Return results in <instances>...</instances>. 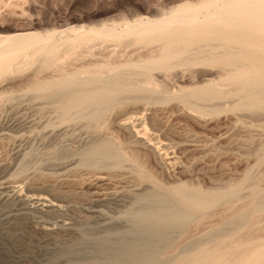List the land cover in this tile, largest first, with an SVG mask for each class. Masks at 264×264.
Here are the masks:
<instances>
[{
    "label": "rangeland",
    "instance_id": "374dc122",
    "mask_svg": "<svg viewBox=\"0 0 264 264\" xmlns=\"http://www.w3.org/2000/svg\"><path fill=\"white\" fill-rule=\"evenodd\" d=\"M183 1L201 0H0L1 42L18 28L40 35H68L12 54L7 70L0 72V191L8 184L64 203L58 210L42 213L31 208L21 215L23 223L16 227L20 241L12 248L16 264H122L97 252V239H116L121 231L120 235H132L139 228L140 212L150 202L159 208L163 194L174 204L171 210L179 209V197L173 192L177 187L217 199L193 210L183 227L168 228L169 238L166 234V245L156 250L153 264H197L200 253L216 250L243 256L264 243V106L252 107L247 98V92L259 91L260 84L245 83L239 74L235 77V67L225 66L224 71L220 64L197 60L207 54L222 55L221 46L212 49L217 42L213 40L206 41L209 45L203 42L205 46L199 43L202 47L191 42L190 51L185 52L190 60L185 59L184 66L166 70L156 66L149 72L144 68V74L141 61H147L149 53H159L156 43L150 44V52L149 45L128 43L131 37H93L75 50L71 47V39L82 28L90 32L105 24L123 27L140 17L156 19ZM49 46L55 48L51 58L46 54ZM97 69L102 81L95 79L87 87L108 85L117 78L121 88L113 98L69 106L72 98L64 89L52 92L38 85L66 76L76 80L80 74L84 76L75 82L83 84L87 76H98ZM230 69L234 78L228 73L231 79H227ZM118 70L122 72L115 75ZM146 74L157 82L147 85ZM104 147L106 157L100 152ZM0 203L3 209L12 205L11 200ZM48 221L51 228L42 227ZM78 245L83 254H70Z\"/></svg>",
    "mask_w": 264,
    "mask_h": 264
},
{
    "label": "bare ground",
    "instance_id": "6f19581e",
    "mask_svg": "<svg viewBox=\"0 0 264 264\" xmlns=\"http://www.w3.org/2000/svg\"><path fill=\"white\" fill-rule=\"evenodd\" d=\"M117 24H118V26L111 25V24L110 25L105 24V26L102 25L103 27L100 29H96V28H92V30L90 29L91 30V31L89 30L90 32H86L82 28L83 31L81 30V32H78V33L76 31L75 37L73 36L74 38L71 39V47L75 50V48L79 47V45L82 44L83 41H85L88 38H93V37L98 38V39L99 38H103V39L104 38H113L116 40H121V39H124L125 37L126 38L131 37L133 40L129 39L128 43H131L133 41V43L135 42V45H136V44H138L136 42L139 41L142 44L144 43L146 46L149 45L150 49H151V46H153V44L155 45V43H156L159 45L157 47L160 49L159 53H158V51L154 53V54L158 53L157 55L149 53L152 56L149 57L148 54H147V56L146 55L141 56L142 58L143 57H145V58L149 57V58H147V61L145 59H143V62L144 61L145 62L143 63L141 61V64H140L143 67V69L145 68V69H147V72H149L148 70H150L151 68L157 70L156 66H157L158 70L159 69L160 70H163V69L166 70L170 66L173 68H176V64H178V65L183 64L185 59L190 60V57L186 56L185 52H187V50H188V52L190 51L189 46H190L191 42H194V44L195 43L199 44L201 42L206 43V41H209V42L210 41L212 42V40H213V42L217 41L214 43L216 46L214 44H213L214 46L212 45V49H216L217 47L221 46L222 48H224L223 53H221L222 55L219 56L218 53H216V54H218V56H215V54H210V55L207 54L208 56H205V57L201 56L202 58L198 55L200 59H197V57H196V59L203 61V62H207V65H208V63L209 64H215V66H216V64H218V65L220 64V67L224 66V71L226 69L225 66L226 67L227 66L228 67H231V66L235 67L238 69V70L236 69L237 73L233 74L235 77L239 74L238 77H240V79L245 80L244 81L245 83L247 80H251V81H255L256 83H259L260 84V86H259L260 90L257 92L256 91L255 92H253V91L247 92L246 91L247 92V98L250 100L249 105L252 107L264 106V0H201L198 3H191L190 1H183L179 4H176L169 12L165 13V16H163V17H159L156 19L155 18L150 19V18H146V17L145 18L140 17V19H138V20L135 19L134 22H126L124 24L122 23L124 25L123 27H119V25H121V24H119V23H117ZM60 32L61 31H59V33ZM64 34L61 35V33H60L59 36L63 37ZM56 35H57L56 33L55 34H49V35H47V34H45V35L41 34L40 35L39 32L34 33L30 29H19V28L14 29L12 34L10 32L9 36L3 38V40H4V41L2 40L3 43L0 41V43H1V45H0V72L4 71L5 69L7 70L8 65H9L8 60L12 54L22 53V52L26 51L28 48L35 46L38 42L43 41V40H49V42H52L50 40L51 39L54 40V37ZM71 35H73V32L71 33ZM59 36H57L55 38L59 39ZM65 37H68V35L65 34ZM113 39H111V40H113ZM107 40H109V39H106V41ZM135 40H137V41H135ZM86 42L88 43L87 40L85 41V43ZM102 42H104V41L102 40ZM111 42H113V41H111ZM124 42H125V40H124ZM125 43H127V42H125ZM205 43H203L204 46H205ZM216 43H218L219 45L217 46ZM150 44H151V46H150ZM206 44L209 45V43H206ZM199 45L202 47V44H199ZM54 47H55V45H54ZM192 47L195 48V46H192ZM53 50H55V48L53 49V46L52 47L49 46L48 50L46 49L47 57H48V55H50L53 52ZM69 50H70V48H69ZM144 50H146V49H144ZM151 50L152 51H150V52H153V49H151ZM212 51L213 50H211V52ZM219 51L221 52V49ZM209 52H210V50H209ZM197 53H194V54H196V56H197ZM66 54H67V52H66ZM194 54H192L193 57H195ZM44 55H45V52H44ZM52 55L53 54H51V56L49 58H51ZM200 55H202V54H200ZM203 55H204V53H203ZM26 57H28V56H26ZM53 59H54V57H53ZM74 59H76V58H74ZM140 60H141V58H140ZM140 60L138 59V61H139L138 63H140ZM109 61L110 60H108V62ZM132 61H133V59H132ZM132 61L130 60L131 63H133L135 60L133 62ZM130 62H127V63H130ZM121 63H124V62L121 61ZM135 63H137V62L135 61ZM118 64H119V62H118ZM196 64H197V62H196ZM106 65H108V64L105 63V66ZM122 65L123 64H121L120 67H122ZM126 65H124V66H126ZM129 65L130 64H128V66ZM138 65H137V67L139 69H141L142 67H139L140 65L139 66ZM173 65H175V66H173ZM124 66H123V68H124ZM133 66H134V63H133ZM183 66H184V64H183ZM10 67L11 66H9V68ZM102 67H104V65H102ZM114 67H116V66L114 65ZM160 67H162V68H160ZM105 68H108V66ZM111 68H112V65H111ZM118 69H119V67H118ZM143 69H141V70L143 71ZM145 69H144V71H145ZM83 70H85V69H83ZM99 71L101 72V70H99ZM99 71H98V69H97V71L94 70V72H96V74ZM119 71L120 70L116 71L115 75ZM142 71L139 70V72H141V73H142ZM152 71H154V70H152ZM120 72H122V71H120ZM123 72L125 73L126 71H123ZM144 73H146V71L143 72L142 74H144ZM228 73H230V75H232L231 69L229 72L227 71V74ZM235 74H237V75H235ZM80 75H79V77H76V80L74 79L75 78L74 76H72L73 78H71V76L70 77L66 76L67 78H64V79H55V80L53 79V81H50V82L49 81L48 82L43 81V83H40L38 85H39L41 90L44 89L46 91L47 90L52 91V90H57V89H64V91H66L65 94H67L69 97L72 98V100L69 99L70 101L67 102V104L69 106L71 104H75V103L80 104V105H89V104H91V102L93 103V101L97 100L98 98H103V97L109 98L111 95L116 93L121 88L120 83L117 82V78L115 79V77H114L115 82L110 81L111 82L110 84L104 85V86L103 85L97 86L95 84L96 88L93 87L94 89L93 88L91 89V87H89L90 88L89 89L87 86H91L92 84H94L95 79L99 80V78H100L99 75L97 74L98 75L97 77L92 78V75L90 77V75L87 73V75H89L90 78L85 74V76H87L88 78L84 77L85 78V80L83 79L84 81H81V79H79L83 84H81L79 82L80 84L78 85V82L76 84L75 81H77L78 78L83 77L84 74H80ZM230 75L229 74L226 75V78L229 76V79H231ZM233 75H232V78H234ZM94 76H95V73H94ZM119 76L121 78H123L122 75H119ZM119 76H118V78H119ZM109 77H110V74H109ZM143 77H144V75H143ZM121 78H119V79H121ZM140 78H142V77H140ZM147 78L150 79L148 81H145V82H148L147 85H150V83H152L153 80H155V78H153V79L151 78V75H149ZM101 79L102 78H100V80ZM107 79H110V78L107 77ZM111 80L114 81L113 79H111ZM142 80H144V79H142ZM151 80H152V82H151ZM92 81H94V82L92 83ZM149 81H150V83H149ZM106 82H107V80H106ZM156 82H155V85L158 84ZM86 83H92V84L87 85ZM248 83H249V81H248ZM84 84H86V87ZM211 84L213 85V83H211ZM249 84H251V83H249ZM243 85L245 86V84H243ZM148 87L150 88V86H148ZM214 88H216V87L214 86ZM150 89H152V88H150ZM197 91H199V90H197ZM200 91H202V90H200ZM58 92H60V91H58ZM60 99H61V97H60ZM66 100H67V98H66ZM108 101H109V99H108ZM88 108H90V107L87 106V109ZM96 113H98V112H96ZM104 144H102V145H104ZM104 148L105 149H103V150L99 149V150H101L100 152L102 154L106 150L107 147H104ZM114 149H117V148H114ZM109 152L110 151H108V153ZM104 154H105V152H104ZM106 154H107V152H106ZM106 154H105V157H106ZM111 154H113V153L111 152ZM115 154H116V151H115ZM117 154H121V153H117ZM102 156H104V155H102ZM111 156H113V155H111ZM118 157L116 159H119ZM91 160H88V161L91 162ZM2 181H4V180L2 179ZM7 185H5L3 187L1 186L2 189L0 191V202L9 200V203H10V200H11L12 205L6 207L5 209L2 208L4 206H2V207L0 206L1 209H3V210H0V264H16V261L13 258L14 256H12V254H13L12 248H14V245H16L17 241L19 240V239L18 240L16 239V237H17L16 227L18 225L21 226V223H23L20 221L21 215L26 213V211H28V209H31V208H35V211L37 210L38 212H42V213H44L48 210H58L64 205V203L60 199L54 198L53 196H51L49 194L47 195L46 193L41 194L40 192L39 193L35 192V190H34V192H30V190H27L26 192H21L19 189L13 188V187H10ZM183 187H185V186H183ZM256 188H258V187H256ZM173 190H174L173 192L179 197V200H180L179 209L177 208V210L176 209L171 210L170 204L172 202L168 203L166 201L168 198L166 197L167 199H165L164 194L162 195V199L160 196L159 201L160 202L162 201V203H160L161 206L159 208L156 207V206H158V204L155 205L153 202H150V203L154 204V206L156 208L154 206H152L154 208L147 207L148 203L146 205V203L144 202V204L146 206L143 209V212H140L141 215L139 214V216H140L138 218L139 220L136 219V220H138L139 228L134 232L131 231L132 235H120L121 233L123 234V231H121V233L119 232L120 234H117L116 239H112L113 236L110 239V237L107 234L106 235L108 237H101L99 239L96 238L98 240V241H96L97 242L96 245L98 246L97 247L98 249L96 248L97 252H99L101 255L111 256L112 259L116 257L122 262V264H143V263L153 264L154 259H155L156 250L160 246H162V244L166 241L167 238H169V235H168L169 231L167 232L168 228L170 230L172 226H174V225L180 226L181 224L183 227L184 222L189 217H191L190 213L193 210L204 208V206L207 204V202L209 203V202H211V200L217 199V198H214V196H211L210 193L209 194L204 193V192L199 193L200 191L196 192L194 190H193L194 191L193 192V191H190V189H184V188H178V187L173 189ZM143 196L145 197V195H143ZM158 196H159V194H158ZM149 199H150V197H149ZM155 199L156 198H154V200ZM156 200H158V199H156ZM163 200H165V201L163 202ZM168 201H169V199H168ZM151 204H149L148 206H150ZM0 205H1V203H0ZM142 206H144V205H142ZM173 206H174V204H173ZM253 207H254V205H253ZM94 209H93V211H94ZM40 218L42 220V217H40ZM22 220H23V218H22ZM33 220H35V219H33ZM35 223H37V222H35ZM134 224H137V222H135ZM42 227H44L46 229H50L51 226L49 224V221L43 222ZM174 228H176V226ZM127 231H129V230H127ZM131 232L130 233L127 232V233L131 234ZM166 234L168 235V237ZM118 235H120V236H118ZM170 239H171V237H170ZM78 244H79V242H78ZM78 246H76L75 249H72L70 254H73L74 256L80 255L83 252V250H82V248H80V246L79 247ZM203 249H205V248H203ZM203 249L200 251L202 252ZM250 249H249V251L245 252V254L243 253L244 254L243 256H239L238 251H237L238 255L229 256V254L220 252L219 250L218 251L217 250L212 251L209 253L206 252L207 254H205L203 256L202 255L203 252L199 254V252H200L199 251V252H197L199 254L197 256V258L200 257L201 260H200V258H198L199 260L195 261V262L197 264H264V258L261 259L262 256H264V243L261 244L260 248H256L254 250H250ZM112 256H114V257H112ZM72 261H74V260H72ZM87 261H88V259H87ZM193 262H194V260H193ZM187 263H189V262H187ZM99 264H104V263H99ZM193 264H195V263H193Z\"/></svg>",
    "mask_w": 264,
    "mask_h": 264
}]
</instances>
